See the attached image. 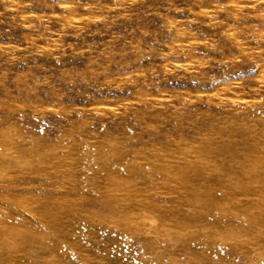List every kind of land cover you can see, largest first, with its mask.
<instances>
[{
    "label": "rangeland",
    "instance_id": "rangeland-1",
    "mask_svg": "<svg viewBox=\"0 0 264 264\" xmlns=\"http://www.w3.org/2000/svg\"><path fill=\"white\" fill-rule=\"evenodd\" d=\"M0 264H264V0H0Z\"/></svg>",
    "mask_w": 264,
    "mask_h": 264
}]
</instances>
